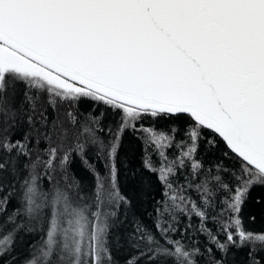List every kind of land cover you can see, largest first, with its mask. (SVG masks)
<instances>
[{
    "label": "snow or ice",
    "instance_id": "snow-or-ice-1",
    "mask_svg": "<svg viewBox=\"0 0 264 264\" xmlns=\"http://www.w3.org/2000/svg\"><path fill=\"white\" fill-rule=\"evenodd\" d=\"M258 188L264 0H0V264H264Z\"/></svg>",
    "mask_w": 264,
    "mask_h": 264
},
{
    "label": "trees",
    "instance_id": "trees-1",
    "mask_svg": "<svg viewBox=\"0 0 264 264\" xmlns=\"http://www.w3.org/2000/svg\"><path fill=\"white\" fill-rule=\"evenodd\" d=\"M43 99V97H41ZM86 106H82L79 110L80 112L84 111V108ZM59 112L61 113V117L63 116L64 111L67 108V105H58ZM49 115L54 116L55 113H52L51 110H49ZM175 151V149H173ZM91 151H89L88 155L91 156ZM171 155V152L169 153ZM120 159L124 162H130L132 165H134L136 168L140 167V159L142 156V145L139 140H137L134 136L131 134L125 135L121 150H120ZM205 159H210V157H206ZM75 173L76 179L81 180L85 184H90L92 182L91 176L87 173V171L81 166L79 159L76 160V162L72 165H70V171H69V178H72V173ZM63 172H60L57 170L56 172V178L63 181ZM121 188L124 192H126L128 195L132 196L134 198V202L136 203V209L137 211L144 216V221L146 224L151 227L152 220L149 216V213H152L153 208L156 206L155 199H153V195H156V199H158V194L156 191L155 186L151 189H147L152 194L144 195L137 190H135L134 186L125 178L122 170L121 175ZM253 196L258 195H264V190L262 189H256L253 193ZM249 212H253L256 214L257 219L255 223H250L247 220V215ZM245 227L250 229H262L264 228V212H261L257 206L254 205L253 201L249 202V205L246 207L245 210ZM192 225L194 227H198V220L196 218L192 219ZM181 228L184 227V224L181 223ZM208 227L214 228V225L211 223L208 224ZM191 234V232H190ZM200 241V247L203 248L206 239L203 235H200L198 237ZM187 243V241H186ZM242 255V254H241Z\"/></svg>",
    "mask_w": 264,
    "mask_h": 264
}]
</instances>
